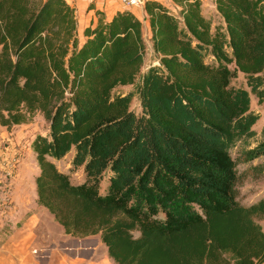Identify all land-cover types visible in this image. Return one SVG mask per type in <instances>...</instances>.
<instances>
[{
  "label": "trees",
  "instance_id": "16d2710c",
  "mask_svg": "<svg viewBox=\"0 0 264 264\" xmlns=\"http://www.w3.org/2000/svg\"><path fill=\"white\" fill-rule=\"evenodd\" d=\"M148 0L143 11L157 64L135 84L144 43L128 8L77 38L65 0H0V126L40 112L47 133L30 142L35 201L65 235H98L114 264H262L264 197L236 198L237 160L264 155V0ZM243 75L247 87L230 79ZM235 148V156L230 150ZM71 153L82 181L55 161ZM103 183V184H102Z\"/></svg>",
  "mask_w": 264,
  "mask_h": 264
},
{
  "label": "crops",
  "instance_id": "0c3cea01",
  "mask_svg": "<svg viewBox=\"0 0 264 264\" xmlns=\"http://www.w3.org/2000/svg\"><path fill=\"white\" fill-rule=\"evenodd\" d=\"M65 1L75 7L81 29L96 20L95 10L108 19L116 10L125 8L117 0ZM135 8L134 12L141 17L145 14L143 6ZM144 24L145 30L148 29L147 21ZM23 125L9 129L0 126V225L6 217L13 224L11 231L0 240V264H114L98 235L80 238L65 235L51 215L36 204L34 181L18 177L28 170L25 140L18 133ZM43 213L50 217L54 233L45 231L40 218Z\"/></svg>",
  "mask_w": 264,
  "mask_h": 264
},
{
  "label": "rangeland",
  "instance_id": "374dc122",
  "mask_svg": "<svg viewBox=\"0 0 264 264\" xmlns=\"http://www.w3.org/2000/svg\"><path fill=\"white\" fill-rule=\"evenodd\" d=\"M154 1L161 3L175 14L178 12L180 8L179 5L176 4L173 0H154ZM199 2H200V12L204 17L208 18L210 21L213 22H218L220 20L217 16V13L215 12L213 0H199ZM119 5L122 6L120 3ZM137 7H141V6H137ZM129 8H132L129 10L130 11L132 10L131 12L137 18H139L142 25V29H141L142 40L144 43L143 59L139 73L135 78V83L120 86L118 89L121 92L131 91L129 108L135 114H140V106L137 100V94L134 91L135 84L139 81L140 75L144 73L149 66L157 64V60L150 47L149 27L148 29L145 30L144 21H147L145 14H143L145 18L143 16L141 17L140 16L141 14L139 15L138 13L134 12L136 10L135 7H129ZM76 19H77V38L80 41L82 39V29L81 27H79V20L77 14H76ZM230 85L234 87H243L247 89L245 85L244 77L239 72H236L235 76L230 79ZM249 107L258 114V119L253 125V129L257 132L262 126H264V99L258 102L252 94H249ZM23 124L24 125L22 126V128H20L18 133L22 134V137L25 140L26 152L24 153V155L26 156L25 165L28 168V170L26 171V174L18 177L31 182L34 181V176L36 174L34 173V170H36L37 172V167L34 159V154L31 151V147H30L31 152L28 150V145L31 142L30 140H32L35 135L37 134L44 135L47 133L48 123L46 120H44L40 112H36L30 122ZM4 145H6L5 142ZM230 154L233 157L235 156V148L230 150ZM70 157H71V153L69 152L61 159L55 161L54 164L60 171L65 172L69 175V179L72 183H78L82 181L81 168L71 167L69 164ZM236 170H237V179L235 183L236 198L241 204L247 205L264 197V155H261L250 162H243L237 160ZM5 177H9V175H6ZM43 214L44 215H40V218L42 225L45 227V231L54 233L55 227L50 222L49 219L50 217H46L45 213ZM255 219L260 224L261 229L264 232V216L256 217ZM12 225H13L12 222L7 217L3 219L0 225V240L4 238L11 231ZM41 260H43L42 257Z\"/></svg>",
  "mask_w": 264,
  "mask_h": 264
},
{
  "label": "built area",
  "instance_id": "2783aa9c",
  "mask_svg": "<svg viewBox=\"0 0 264 264\" xmlns=\"http://www.w3.org/2000/svg\"><path fill=\"white\" fill-rule=\"evenodd\" d=\"M148 0H118V2L123 7H137V6H143V4Z\"/></svg>",
  "mask_w": 264,
  "mask_h": 264
}]
</instances>
